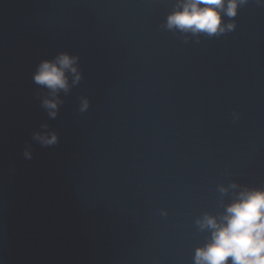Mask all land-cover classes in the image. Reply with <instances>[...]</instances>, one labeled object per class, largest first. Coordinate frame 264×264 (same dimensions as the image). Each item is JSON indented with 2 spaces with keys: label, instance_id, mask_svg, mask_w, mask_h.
<instances>
[{
  "label": "water",
  "instance_id": "obj_1",
  "mask_svg": "<svg viewBox=\"0 0 264 264\" xmlns=\"http://www.w3.org/2000/svg\"><path fill=\"white\" fill-rule=\"evenodd\" d=\"M175 2L0 0V264H192L216 186H264V6L184 43ZM60 52L82 79L50 119L32 74Z\"/></svg>",
  "mask_w": 264,
  "mask_h": 264
},
{
  "label": "clouds",
  "instance_id": "obj_2",
  "mask_svg": "<svg viewBox=\"0 0 264 264\" xmlns=\"http://www.w3.org/2000/svg\"><path fill=\"white\" fill-rule=\"evenodd\" d=\"M250 2L264 6V0H176L159 28L179 33L184 43H188L189 35L197 37L196 43L201 36L218 38L235 30L238 10ZM78 61V56L60 52L52 59L41 60L32 74L33 83L47 89L48 96L41 101V107L50 119L57 117L63 103L60 93L67 95L82 79ZM89 108V100L81 96L77 112L83 114ZM238 119L239 114L233 112V122ZM32 139L42 147L59 142L54 131L34 133ZM24 156L31 159L27 150ZM216 191L217 207L222 210L215 214L205 211L194 219L196 230L204 236L202 246L193 250L192 264H264V186L230 182L227 186L218 184ZM226 196L227 203L223 199ZM160 216L166 217L167 212L160 210Z\"/></svg>",
  "mask_w": 264,
  "mask_h": 264
}]
</instances>
